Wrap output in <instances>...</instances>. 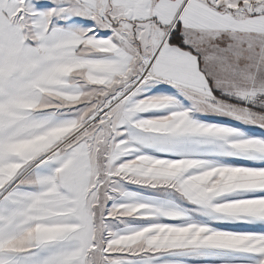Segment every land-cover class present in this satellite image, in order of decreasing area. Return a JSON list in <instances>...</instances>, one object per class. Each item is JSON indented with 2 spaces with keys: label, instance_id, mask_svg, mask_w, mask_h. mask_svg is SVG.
<instances>
[{
  "label": "crops",
  "instance_id": "obj_1",
  "mask_svg": "<svg viewBox=\"0 0 264 264\" xmlns=\"http://www.w3.org/2000/svg\"><path fill=\"white\" fill-rule=\"evenodd\" d=\"M221 32L264 43V0H0V264H264V104L204 67ZM147 64L172 85L91 122Z\"/></svg>",
  "mask_w": 264,
  "mask_h": 264
},
{
  "label": "rangeland",
  "instance_id": "obj_2",
  "mask_svg": "<svg viewBox=\"0 0 264 264\" xmlns=\"http://www.w3.org/2000/svg\"><path fill=\"white\" fill-rule=\"evenodd\" d=\"M198 45H196L197 48ZM199 51L204 57V67L214 79L218 89L242 102L254 105L264 104V43L261 42L260 37H246L244 34L229 32L214 33L211 37L205 38V44ZM242 111H245V109H242ZM248 115L249 111H247V114L242 113V115L237 113V119L245 121L246 116L248 121ZM256 116L261 119L260 116L264 115ZM95 118L96 115L92 119ZM102 134L107 137V129H104ZM100 148L98 156H104L105 146ZM99 178V176L96 178L94 184L98 183ZM96 196L95 193L91 194L90 202ZM104 196L100 195V198L97 199L99 205H94L100 235L105 232L101 221L107 206V200ZM100 247L101 243L99 241L98 249ZM100 259L102 258H96L91 264H102Z\"/></svg>",
  "mask_w": 264,
  "mask_h": 264
},
{
  "label": "built area",
  "instance_id": "obj_3",
  "mask_svg": "<svg viewBox=\"0 0 264 264\" xmlns=\"http://www.w3.org/2000/svg\"><path fill=\"white\" fill-rule=\"evenodd\" d=\"M149 79H152V80H155L159 83H163V84H166V85H172L171 82L169 81H166L164 79H161V78H158V77H155L154 75L151 74L150 72V67H149V64L146 65V68L144 69L141 77L138 79V81L135 83L134 86H132L130 88V91L129 93L127 94L128 91L122 93L121 95H119L116 99L114 100H111L105 107H103L99 113H97V116L95 119H91V122L92 121H96L100 118H102L103 116H106L110 110L112 108H114L118 102H120L125 96L129 95L140 83L146 81V80H149ZM85 129V126H81L72 136H70L68 139H65L63 140L60 144H58L57 146L53 147L52 149L46 151L39 159H38V162H41V161H44L46 159H48L51 155H54L56 153H59L61 152V150L64 148V146L66 144H68L72 139H74L75 137H77L79 135V133H81L83 130Z\"/></svg>",
  "mask_w": 264,
  "mask_h": 264
},
{
  "label": "trees",
  "instance_id": "obj_4",
  "mask_svg": "<svg viewBox=\"0 0 264 264\" xmlns=\"http://www.w3.org/2000/svg\"><path fill=\"white\" fill-rule=\"evenodd\" d=\"M170 42L174 43V44H178L180 47L183 48H188V46L185 44L184 42V38L180 32V29L178 27H176L170 36ZM224 99H227L226 97H223Z\"/></svg>",
  "mask_w": 264,
  "mask_h": 264
},
{
  "label": "bare ground",
  "instance_id": "obj_5",
  "mask_svg": "<svg viewBox=\"0 0 264 264\" xmlns=\"http://www.w3.org/2000/svg\"><path fill=\"white\" fill-rule=\"evenodd\" d=\"M96 116H97V114H96Z\"/></svg>",
  "mask_w": 264,
  "mask_h": 264
}]
</instances>
